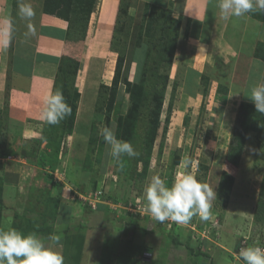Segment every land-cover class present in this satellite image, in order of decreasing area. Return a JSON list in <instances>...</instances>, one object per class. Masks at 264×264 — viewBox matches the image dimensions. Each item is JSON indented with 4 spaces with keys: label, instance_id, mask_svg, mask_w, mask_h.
<instances>
[{
    "label": "rangeland",
    "instance_id": "374dc122",
    "mask_svg": "<svg viewBox=\"0 0 264 264\" xmlns=\"http://www.w3.org/2000/svg\"><path fill=\"white\" fill-rule=\"evenodd\" d=\"M171 1L122 0L128 16L123 18L124 30L119 28L117 31V40L122 41L127 36L131 44L136 43V38L144 33L147 3L170 8ZM44 2L0 0V151L10 154L2 160L5 167L0 165V184L4 185L0 197V229L30 230V222L35 227H42V233L38 235L46 244L53 243L50 236L59 237L55 250L62 254L64 264H74L73 245L82 236L85 242L78 264H148L146 261L151 259L154 260L152 264H246L239 255L245 248L240 246L242 239L252 241L250 245L262 239L261 246L264 247V231H260L264 222L258 223L254 218L264 176V148L257 147L256 134L249 132L239 166L226 159L240 103L247 100L241 77L243 62L239 66L230 61L236 54V57L242 54L232 48L226 49L223 52H226L224 59L227 61H219L223 59L220 57L196 70L194 38L191 33L188 39L182 37L187 18L172 7L173 16L182 20L183 29L170 70V83L152 157L146 168L143 161H138L144 154L141 140L146 121L142 119L138 126L140 137L133 144L138 155L115 159L109 155V147L100 131L107 126L116 132V116L118 113L125 115L129 107V97L122 85L115 100L118 112L113 111L108 125L106 110L102 108L110 91H105L104 85L111 84L118 56L111 49V42L120 0H97L84 38V52L78 58L79 71L69 86L72 98L74 86L79 92L74 131L72 136H67L61 122L53 133L47 129L46 134L54 142L62 137L60 151L63 153L58 155L55 171L49 167L42 170L37 168L38 161H24L20 152L24 149L33 151L42 159H54L55 153L50 148L55 147L54 142L48 146L38 135L44 120L42 122L31 113L35 108L33 103H27L24 110L27 115L22 117L17 108L10 117L8 105L13 84L17 88L29 89L30 80L23 77L22 70L16 71L15 66L27 67L32 40L35 35L37 38L45 32V29L39 30ZM23 3L31 5L34 12L31 19L21 18L19 8ZM11 17L17 23L12 36ZM65 22L62 25L67 31L69 23ZM40 26L44 24L40 23ZM21 40H26L30 46ZM116 46L121 48V42ZM146 50L144 43L133 50L130 80L137 79L138 64L146 62ZM131 52L132 49L127 61L131 59ZM62 55L57 57L58 61ZM186 56L194 57V61H187ZM256 63L262 65L264 62L256 60ZM201 75L209 78L205 96ZM220 85L228 92H220ZM100 92L104 94L100 95ZM171 102L170 120L165 122ZM29 121L36 126L30 127ZM184 159L192 161L187 171L216 193L211 202L210 218L205 221L197 215L187 224L171 220L159 222L146 210L144 189L156 175L171 186L180 171L178 165ZM43 172L53 174L62 184L61 201L54 218L44 216L51 209L48 200L56 198L59 190L58 187L45 186L39 178L44 177ZM224 173L233 177L227 202H224V192L222 194ZM36 181H39L38 187L34 186ZM99 195L103 197L101 201ZM89 202L97 203V206L99 202L100 207L89 208ZM44 227L51 230L47 232ZM66 241L73 245H67Z\"/></svg>",
    "mask_w": 264,
    "mask_h": 264
},
{
    "label": "trees",
    "instance_id": "16d2710c",
    "mask_svg": "<svg viewBox=\"0 0 264 264\" xmlns=\"http://www.w3.org/2000/svg\"><path fill=\"white\" fill-rule=\"evenodd\" d=\"M42 11L44 14H48L54 17L63 19L69 23L67 31L60 38H66L69 40L75 41H84V38L87 33L88 22L91 14L94 12L97 0H44ZM120 0L118 13L114 25V36L112 37L111 49L117 53L116 65L110 85H104L106 88L105 91H110L105 102V106L102 108L106 110V119L108 125L110 124L111 118L113 116V111L118 112V106L115 102L120 86L125 87V93L129 97V107L125 115L118 113L116 116V136L118 139H122L130 142L132 145L135 144L139 137V123L144 119L145 122V134L142 138V149L143 157L138 161H143L145 168L148 165L152 157V152L155 146V141L158 136V130L161 126V116L164 110L165 105V96L170 83V70L174 63L175 54L177 51L178 40L180 38L182 27V20L173 16V3L170 8H162L155 4L147 3V10L145 16V27L143 35L136 38V43L130 42V38L126 36L122 41L117 40V31L120 28V31H123L124 21L123 18L128 16L127 7H123V2ZM15 4V3H14ZM121 24V25H119ZM17 23L14 17H11L10 28L11 35L16 29ZM192 26V20L187 19L186 25L182 37L188 39L190 35V30ZM129 34V30L127 32ZM127 34V35H128ZM11 39H10V48H11ZM119 42V43H117ZM121 48L116 45L120 44ZM144 43V46L147 47L146 50V62L143 64H138L140 66L136 72L137 79L130 80L131 65L134 61L133 50L140 47ZM132 46V47H131ZM130 47V48H129ZM132 49L131 59L127 61L128 51L127 49ZM254 57L260 59L264 62V43H259L255 49ZM80 63L77 57L70 54H63L58 61V71L55 78L53 91L60 89L63 93L65 101L71 107V114L66 116L60 122L63 124L62 129L67 136H72L76 113H77V103L79 101V92L74 86V97L72 98L69 92V86L71 81L73 82L76 79L77 73L79 71ZM164 68V70H161ZM201 83L204 86V96L207 94V88L209 83V78L205 75L201 76ZM261 84H264V74ZM218 90L223 93H227L228 89L223 86H219ZM103 92H100V95H103ZM172 109V102L168 105V112L165 119V122L170 120V112ZM31 122V121H29ZM186 122V121H185ZM59 124V123H58ZM58 124L50 125L44 121L43 130L41 132L40 139L44 141L46 145L49 146V143L54 142L52 137H48L46 134L47 129L50 131H56ZM52 132V133H53ZM249 132H254L258 140L259 148H264V112H259L256 110L253 102L242 101L240 103L236 124L232 139L230 141L229 147L227 149L226 159L227 161L238 167L243 155V150L245 147V142ZM52 135V134H51ZM64 135V134H63ZM39 142V141H38ZM63 144L62 137L60 140L55 141L53 145L55 147H50L51 152H54V159L46 160L38 157L33 151H26L24 149L20 152V157L30 161H38L37 168L47 169L50 168L51 171H55L58 168L57 158L60 153L61 145ZM38 151V150H37ZM39 154V153H38ZM5 150L0 151V165L4 168L5 163L2 161L4 158L9 157ZM179 161V159L177 160ZM43 178H39L49 185L51 189L57 188L59 190L56 198L49 199L50 201L47 205L51 209L48 212L47 218L51 216L54 218L56 216L55 210L59 205L61 199L60 187H62L61 182L54 178L53 174H48L43 172ZM225 180L223 182L222 194L224 196V202H227L230 188L233 184V177L227 173H224ZM39 179V180H40ZM37 187L39 181L36 182ZM4 192V185L0 184V197ZM33 195V194H31ZM103 198V197H102ZM100 207V204L98 205ZM87 207L91 208L89 205ZM98 207V208H99ZM97 208V209H98ZM254 218L258 223L264 222V176L262 184L260 187V192L255 207ZM30 230L20 229L21 232L29 233L35 232L37 234L42 233V227H35L33 223H29ZM33 226V227H31ZM47 232L51 229L44 227ZM264 231V228H261L260 231ZM260 236L262 234H259ZM262 239L257 240L258 246H261ZM246 241V243H243ZM67 245H71L69 241H66ZM84 237L77 239L74 243V264H78L80 257L83 253ZM252 242V241H251ZM249 240L242 239L240 246L248 247L251 243ZM251 244V245H253ZM263 247V246H261ZM153 259L146 261L148 264L153 263Z\"/></svg>",
    "mask_w": 264,
    "mask_h": 264
},
{
    "label": "crops",
    "instance_id": "0c3cea01",
    "mask_svg": "<svg viewBox=\"0 0 264 264\" xmlns=\"http://www.w3.org/2000/svg\"><path fill=\"white\" fill-rule=\"evenodd\" d=\"M171 2L179 14H183L185 18L192 20L193 24L190 33L191 38H194L192 42L196 44V70L203 64L206 65V63L210 64L212 61H218L220 57L223 59H219V61H227L228 59H224L226 52H223L226 49L238 50L243 56L236 57V54L230 61L236 62L239 66L243 62L244 74H241V77H243V91L247 98L244 101L252 102L250 99L251 89L249 87L261 84L264 74V63L257 65L256 60L259 61L260 59L254 57L257 45L264 43V11L256 9L239 17L229 16L225 18L218 7L219 0H172ZM40 23L44 24V26L41 27ZM63 23L66 22L60 18L42 14L39 30L42 28L43 30L45 29V32L43 31V34L37 38L35 35L32 40V48L29 50L31 54L27 67L15 66L16 71L22 70L25 73L22 75L30 80V86L29 89H26V87L17 88L16 84L12 83L8 105L10 117H12V112L15 108H17L19 116L22 117L26 114L24 110L27 103H33L35 108L31 110V113L36 114V117L41 118L43 122V98L47 93L53 91L58 71L57 57L61 54H70L77 58L82 57L85 41L60 38L66 31V27L62 25ZM21 41L30 46L26 40ZM191 49L194 50V47ZM25 56L27 55L24 54ZM186 58H188L187 61H194V57L186 56ZM245 68H247L246 72ZM16 73L22 76L20 72ZM26 118L28 117L26 116ZM32 124L34 123L30 122L29 126H36ZM41 126V130L38 132L39 138L43 130V125ZM34 186L37 187V185Z\"/></svg>",
    "mask_w": 264,
    "mask_h": 264
},
{
    "label": "clouds",
    "instance_id": "9594fccd",
    "mask_svg": "<svg viewBox=\"0 0 264 264\" xmlns=\"http://www.w3.org/2000/svg\"><path fill=\"white\" fill-rule=\"evenodd\" d=\"M218 7L225 18L239 17L256 9L264 11V0H219ZM19 14L23 19H31L34 12L30 4L23 3ZM250 99L257 111L264 112V84L252 87ZM70 114L71 107L60 89L44 96L42 119L46 123L58 124ZM100 135L108 145L111 157L119 159L123 155H138L133 145L118 139L112 128L103 127ZM191 164L190 159L181 161L178 165L180 171L176 173L171 186L167 185L165 179L156 175L144 189L146 210L157 221L171 220L187 224L197 215L205 221L210 218L211 202L216 198V193L187 171ZM49 239L52 244H46L35 232L24 233L13 227L0 229V264H64L62 254L55 250L59 237L53 235ZM239 255L246 264H264V247L257 244L242 248Z\"/></svg>",
    "mask_w": 264,
    "mask_h": 264
},
{
    "label": "built area",
    "instance_id": "2783aa9c",
    "mask_svg": "<svg viewBox=\"0 0 264 264\" xmlns=\"http://www.w3.org/2000/svg\"><path fill=\"white\" fill-rule=\"evenodd\" d=\"M100 194H101V192H100ZM98 199H100L99 201H101V200H102V197L99 195ZM89 204H90L89 206L92 207L94 210H95V208L98 207V206H97V203H96V205H95V204H92V203L89 202ZM91 205H92V206H91ZM98 205H99V202H98ZM243 243H246V241H244Z\"/></svg>",
    "mask_w": 264,
    "mask_h": 264
},
{
    "label": "water",
    "instance_id": "95a60500",
    "mask_svg": "<svg viewBox=\"0 0 264 264\" xmlns=\"http://www.w3.org/2000/svg\"><path fill=\"white\" fill-rule=\"evenodd\" d=\"M146 252H147V253H151V251H150V250H147Z\"/></svg>",
    "mask_w": 264,
    "mask_h": 264
},
{
    "label": "bare ground",
    "instance_id": "6f19581e",
    "mask_svg": "<svg viewBox=\"0 0 264 264\" xmlns=\"http://www.w3.org/2000/svg\"><path fill=\"white\" fill-rule=\"evenodd\" d=\"M233 105V104H232Z\"/></svg>",
    "mask_w": 264,
    "mask_h": 264
}]
</instances>
